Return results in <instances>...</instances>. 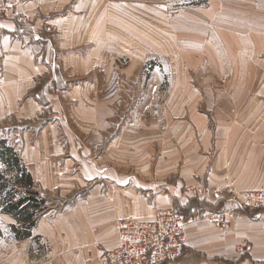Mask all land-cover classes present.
Returning a JSON list of instances; mask_svg holds the SVG:
<instances>
[{
	"label": "crops",
	"instance_id": "1",
	"mask_svg": "<svg viewBox=\"0 0 264 264\" xmlns=\"http://www.w3.org/2000/svg\"><path fill=\"white\" fill-rule=\"evenodd\" d=\"M117 1L30 0L19 8L28 21L0 17V126L16 134L35 189L55 200L31 238L2 235L0 264H104L103 250L117 245V219L149 221L194 197L212 202L227 190L264 188L261 0H207L170 13L162 3L141 8L140 14H154L153 28L145 32H154L155 73L162 68L170 74L171 126L186 132L177 139H130L125 131L96 139L92 131L113 113L115 80L136 76L150 58L116 68L114 41L129 48L137 9L129 0ZM82 78L87 81L67 82ZM100 86H106V100L99 99ZM39 117L46 124L42 130L26 128ZM70 123L88 134H54ZM150 142L160 155L154 178L146 174ZM185 186L193 190L185 192ZM207 217L186 226L184 253L167 264H264V213L241 211L228 229ZM34 238L48 255L38 263Z\"/></svg>",
	"mask_w": 264,
	"mask_h": 264
},
{
	"label": "rangeland",
	"instance_id": "2",
	"mask_svg": "<svg viewBox=\"0 0 264 264\" xmlns=\"http://www.w3.org/2000/svg\"><path fill=\"white\" fill-rule=\"evenodd\" d=\"M117 2L121 3L122 1L118 0ZM206 2L207 0H129V4L134 5L137 9L133 11L134 15L131 16L132 32L129 41V48H125V50L118 46L114 41V57L118 59L116 62V68L121 69L122 67H125L129 63L130 59L137 60L148 57L150 58L144 64H142L141 67L139 66L136 76L125 78L127 80H115V90H117V95L114 97V105H112V103L109 104L113 113L107 118L108 122L104 123V127L95 128L91 135H96V139H111L113 136L118 138L120 133L125 131L132 135L130 139H177L178 132L181 134V136L185 134V128L176 129L171 126L172 119H174L171 102L173 97L167 94L171 83L170 74L163 72L162 68L157 69V72L155 73L157 63L154 56L157 55L154 54L155 49L153 48L154 32H145L146 30H151L153 28V11L147 10L146 14H140V9L146 6L153 9L158 5V7H160L162 3V8L167 9L166 11L168 13L171 12V8H173L175 11L178 10V12H181L182 9L188 7L203 6L206 4ZM258 3L264 7V0L258 1ZM163 27L168 28L167 25H163ZM179 28L182 31L186 30L185 25L179 24ZM158 32L164 36H170V33L166 30L159 29ZM111 33V31H108L105 33V35H107L109 38ZM117 34L118 33H115L116 41L118 40ZM118 50L125 54L122 55L123 53L118 52ZM86 81V78L67 80V82H69V86L71 83ZM105 87L106 86H100L99 91H102V93H100L99 99L101 101L106 100ZM200 111L206 112V109L204 108ZM175 118L177 117L175 116ZM25 125L27 126L26 128H29L28 125H33L34 128L39 130H42L44 126H46L43 117H39L38 120L31 121L29 124ZM11 129L12 128L6 126H0V139L6 140L7 143L19 154V149L17 146H15L13 139V137H16V134H13ZM54 134H58L61 139H64L63 137L66 136H70L72 139H78L81 136H86L88 131L78 127L75 128L74 125L70 123L69 127L66 126L56 129ZM146 148H148L146 156L148 157L149 162L148 172H145L148 174V176L150 173V175L154 178V166H157V163L160 161V155H158L159 150L157 147H155L154 142H150V146ZM129 173H132L131 169ZM147 181L148 179L146 178L145 182ZM188 187L190 191L193 190V187L190 186H185L183 190L189 193V191H187ZM241 191H264V188L244 189ZM229 193V190H227V192H223V196H221L220 200H213L212 202H205L201 199H198L197 197H194L189 201L187 204L188 206L186 205L181 207L176 205L173 210L184 215L185 217L199 215V221H202V219H204L202 215L206 216L208 213L214 214L224 210ZM195 195L203 196L202 194ZM53 196L39 193L38 198L44 200V206L46 207L44 215L52 212V208L54 207V204L52 206V201H55ZM241 211L252 215V217H257L261 213H264V207L257 208L253 211H248L246 208L242 207ZM207 219L209 218L207 217ZM8 225L9 220L2 217L0 214V229L3 232V238L6 239L12 237L11 233L9 232ZM216 225L217 224H215V227L218 228L219 226ZM40 243V240H38L34 245L35 253H33L34 250L30 252L36 255L35 259H41L40 261H35V263L41 262L48 257V255H46L47 249L45 250V246H42Z\"/></svg>",
	"mask_w": 264,
	"mask_h": 264
},
{
	"label": "built area",
	"instance_id": "3",
	"mask_svg": "<svg viewBox=\"0 0 264 264\" xmlns=\"http://www.w3.org/2000/svg\"><path fill=\"white\" fill-rule=\"evenodd\" d=\"M28 1L0 0V17L21 21L24 13L19 8ZM242 207L248 211L264 207V191H232L224 210L208 213V218L220 228L228 229L231 219L240 215ZM198 216L185 217L174 210H164L144 222L118 219V244L112 250H103L102 261L104 264H163L176 260L185 249V226Z\"/></svg>",
	"mask_w": 264,
	"mask_h": 264
},
{
	"label": "trees",
	"instance_id": "4",
	"mask_svg": "<svg viewBox=\"0 0 264 264\" xmlns=\"http://www.w3.org/2000/svg\"><path fill=\"white\" fill-rule=\"evenodd\" d=\"M38 197L39 192L19 154L6 140L0 139V214L10 216L16 222V225L8 226L14 239L32 237V230L46 210L44 200Z\"/></svg>",
	"mask_w": 264,
	"mask_h": 264
},
{
	"label": "bare ground",
	"instance_id": "5",
	"mask_svg": "<svg viewBox=\"0 0 264 264\" xmlns=\"http://www.w3.org/2000/svg\"><path fill=\"white\" fill-rule=\"evenodd\" d=\"M28 16L27 15H25L24 14V19H22L20 22H26V21H28ZM165 210H172L173 211V209L171 208V209H165ZM159 211H164V210H159ZM158 211V212H159ZM157 212V213H158ZM157 213H156V215H157ZM155 215V216H156ZM207 216V215H206ZM203 217H205V216H203ZM155 218V217H154ZM120 219H127V218H120ZM196 219H199L198 217L197 218H194V220H192V221H195ZM118 220V219H117ZM117 220H116V222H117ZM129 220H132V219H129ZM133 221H136V220H133ZM137 222H141V221H137ZM190 224V223H189ZM116 226H117V224H116ZM187 226V225H186ZM186 226H185V228H186ZM117 231H118V229H117ZM117 244H118V236H117ZM115 248V247H114ZM183 253H184V250H183ZM183 253H182V255H183ZM180 258V257H179ZM178 258V259H179ZM178 259H176V260H178ZM176 260H173V261H170V262H174V261H176ZM166 263H168V262H166Z\"/></svg>",
	"mask_w": 264,
	"mask_h": 264
},
{
	"label": "snow or ice",
	"instance_id": "6",
	"mask_svg": "<svg viewBox=\"0 0 264 264\" xmlns=\"http://www.w3.org/2000/svg\"><path fill=\"white\" fill-rule=\"evenodd\" d=\"M9 7H11V5H9ZM0 27H3V25H0Z\"/></svg>",
	"mask_w": 264,
	"mask_h": 264
}]
</instances>
